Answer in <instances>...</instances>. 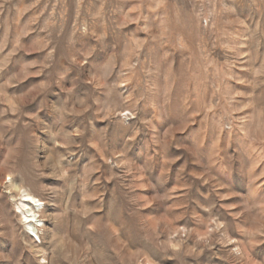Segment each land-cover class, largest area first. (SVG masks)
<instances>
[{"label":"rangeland","instance_id":"obj_1","mask_svg":"<svg viewBox=\"0 0 264 264\" xmlns=\"http://www.w3.org/2000/svg\"><path fill=\"white\" fill-rule=\"evenodd\" d=\"M0 264H264V0H0Z\"/></svg>","mask_w":264,"mask_h":264},{"label":"bare ground","instance_id":"obj_2","mask_svg":"<svg viewBox=\"0 0 264 264\" xmlns=\"http://www.w3.org/2000/svg\"><path fill=\"white\" fill-rule=\"evenodd\" d=\"M24 197L26 198V200H23L22 201V204H21V206L23 208H26L27 207V204L33 205L34 207H39L40 206L39 200H36L34 197L30 196L29 194L24 195ZM27 202H29V203H27ZM27 212L29 213V211H27ZM24 219L28 223L35 222L36 225H37V227H38V222H40L39 220H35L36 219V215H35L34 212H30L29 215L24 216Z\"/></svg>","mask_w":264,"mask_h":264}]
</instances>
